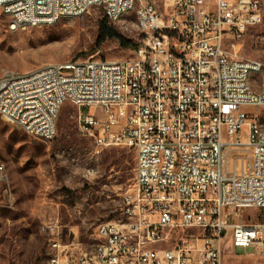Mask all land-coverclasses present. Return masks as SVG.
<instances>
[{
  "label": "built area",
  "instance_id": "built-area-1",
  "mask_svg": "<svg viewBox=\"0 0 264 264\" xmlns=\"http://www.w3.org/2000/svg\"><path fill=\"white\" fill-rule=\"evenodd\" d=\"M0 0L11 31L53 25L91 8L109 24L135 9L140 45L130 59L52 63L0 74V119L50 140L61 106L96 148L134 153L122 218L96 226L85 248L62 240L57 220L39 233L47 264H223L224 241L264 258V222L236 219L264 209V63L236 57L260 0ZM123 19V26H126ZM32 97V105H23ZM93 108L83 112L81 108ZM247 109V110H246ZM179 232L176 239L172 234Z\"/></svg>",
  "mask_w": 264,
  "mask_h": 264
},
{
  "label": "rangeland",
  "instance_id": "rangeland-1",
  "mask_svg": "<svg viewBox=\"0 0 264 264\" xmlns=\"http://www.w3.org/2000/svg\"><path fill=\"white\" fill-rule=\"evenodd\" d=\"M159 10L170 0H151ZM261 21L246 29L229 50L241 59L264 63V0ZM102 11L91 8L78 17L62 18L53 25L11 31L8 17L0 9V74H18L52 63L84 59L119 60L134 56L117 38L96 46ZM123 19L126 26H123ZM119 22L111 23L124 39L140 45L135 30V9ZM93 113L91 107L81 108ZM247 110V109H246ZM264 118V109H255ZM78 108L64 103L55 120L50 140L28 136L14 124L0 119V264H47L51 255L41 223L57 220L62 240L75 237L83 247L96 241L101 222L122 218L121 203L134 177L135 158L125 146L98 147L77 125ZM236 219L264 222V209H241ZM172 234V239L179 236ZM252 249L232 250L224 241L223 264H264Z\"/></svg>",
  "mask_w": 264,
  "mask_h": 264
},
{
  "label": "trees",
  "instance_id": "trees-1",
  "mask_svg": "<svg viewBox=\"0 0 264 264\" xmlns=\"http://www.w3.org/2000/svg\"><path fill=\"white\" fill-rule=\"evenodd\" d=\"M111 38H117L120 44L127 48L131 47L132 49H136L138 47V44H134L131 41H128L124 39L122 36H120L115 29L112 27L111 24L107 22L105 18L100 21L99 27H98V33L95 38V44L96 46L101 45L105 40L111 39Z\"/></svg>",
  "mask_w": 264,
  "mask_h": 264
},
{
  "label": "bare ground",
  "instance_id": "bare-ground-1",
  "mask_svg": "<svg viewBox=\"0 0 264 264\" xmlns=\"http://www.w3.org/2000/svg\"><path fill=\"white\" fill-rule=\"evenodd\" d=\"M48 65H52V64H48ZM45 66H47V65H45ZM23 105H32V97H24L23 98Z\"/></svg>",
  "mask_w": 264,
  "mask_h": 264
}]
</instances>
